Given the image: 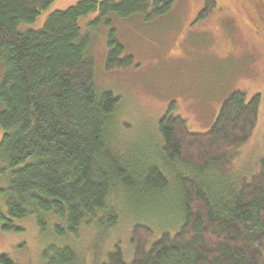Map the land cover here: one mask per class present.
I'll list each match as a JSON object with an SVG mask.
<instances>
[{
    "label": "trees",
    "instance_id": "trees-1",
    "mask_svg": "<svg viewBox=\"0 0 264 264\" xmlns=\"http://www.w3.org/2000/svg\"><path fill=\"white\" fill-rule=\"evenodd\" d=\"M174 1L79 0L50 11L41 28L22 30L54 0H0L1 228L18 230L12 220L33 217L53 239L75 244L81 230L113 239L122 224L131 241L128 259L116 242L88 257L76 244L51 241L46 264H264V149L248 173L232 171L234 152L256 126L258 94L229 95L203 133L189 131L170 103L157 125L164 165L138 168L112 147L119 98L95 90L90 37L78 19L90 12L95 23H110V14L152 19ZM215 7L204 0L197 18ZM107 47L106 69L131 63L113 30ZM170 195L172 224L121 216L120 198L137 212L158 211ZM0 263L12 264L5 255Z\"/></svg>",
    "mask_w": 264,
    "mask_h": 264
},
{
    "label": "rangeland",
    "instance_id": "rangeland-1",
    "mask_svg": "<svg viewBox=\"0 0 264 264\" xmlns=\"http://www.w3.org/2000/svg\"><path fill=\"white\" fill-rule=\"evenodd\" d=\"M77 1L54 0L33 23L21 24L20 29L37 30L50 11L65 9ZM214 2V11L203 19H198L197 14L204 0H175L166 12L152 19L142 13L125 18L110 14V23H95L96 12L78 19L80 33L90 37L87 55L93 60L95 90H107L119 98L112 147L130 165H164L158 155L157 125L170 103L172 114L185 120L189 131L203 133L214 121L222 101L234 92H242L245 99L258 94L260 104L250 140L234 152L232 171L248 173L263 153L264 0ZM112 30L122 47V56L130 57L131 63L106 69L107 39ZM1 73L2 69L0 76ZM165 170L169 172L166 167ZM170 179L173 182L172 176ZM3 184L0 174V187ZM1 202L0 199V205ZM173 202L170 195L158 211L137 212L136 205L125 197L118 200L126 221L149 216L147 219L159 227L172 224L176 216ZM12 224L18 230H3L0 222V256L5 255L12 264H46L42 251L51 241L56 247L64 242L76 244L88 257H99L113 249L116 242L125 259L130 257L131 241L121 231L122 224L113 239L91 238L88 230H81L83 234L75 244L69 238L61 243L53 239L48 227L40 229L33 217L14 219ZM154 231L158 237V231Z\"/></svg>",
    "mask_w": 264,
    "mask_h": 264
}]
</instances>
